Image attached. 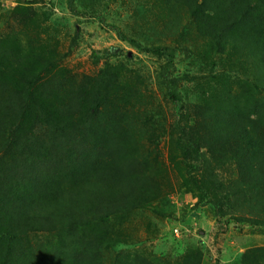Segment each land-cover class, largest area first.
<instances>
[{
    "label": "rangeland",
    "instance_id": "obj_1",
    "mask_svg": "<svg viewBox=\"0 0 264 264\" xmlns=\"http://www.w3.org/2000/svg\"><path fill=\"white\" fill-rule=\"evenodd\" d=\"M111 26L137 37L141 49L120 41ZM226 39L218 47L203 36L180 1L0 0V57H9L11 50L17 57L32 52L42 60L32 68L41 79L54 76L66 86L71 77L81 80L107 66L122 67L137 92L121 122L131 147L124 156L111 158L121 172L115 190L107 191L117 196L116 213L100 228L86 223L69 237L63 236L64 221L72 206L60 204L65 219L56 231H34L25 238L30 264H237L246 251L264 248V229L227 225L222 218V211L241 216L244 209L232 208L230 199L217 210L213 194L202 190L201 180L207 179L215 159L234 157V152L226 153L229 128L213 133L211 113L221 112L215 114L219 122L243 115L264 125V64L248 46ZM159 43L174 46L172 76L178 78L179 112L160 85L166 57L155 51ZM48 61L53 67L44 64ZM18 88L24 91L20 83ZM227 110L228 116L222 113ZM179 127L187 135L186 157L175 145ZM38 128L34 146L25 151L33 152L30 169L39 177L69 183V172L57 168L64 163L63 155L49 159L51 128ZM89 144L87 156L92 157ZM192 164L199 166L196 171ZM223 171L219 179L225 187L247 172L240 163ZM29 179L22 172L9 189L21 204L29 201ZM129 190L137 197L130 204L124 201ZM82 204L88 207L85 199ZM0 245L5 246L2 236Z\"/></svg>",
    "mask_w": 264,
    "mask_h": 264
},
{
    "label": "trees",
    "instance_id": "obj_2",
    "mask_svg": "<svg viewBox=\"0 0 264 264\" xmlns=\"http://www.w3.org/2000/svg\"><path fill=\"white\" fill-rule=\"evenodd\" d=\"M173 1H180L188 8V14L198 23L200 33L212 38L216 46L219 47L226 38L237 40L248 46L264 64V0ZM98 20L104 24L101 18ZM110 28L120 41L141 49L137 37L125 35L120 27ZM173 47L172 44L159 43L154 49L166 57L159 72L160 85L179 112L178 78L172 76ZM10 54L9 57H0V233L4 231L0 236L5 242L4 247L0 245V264H30L32 254L23 242L34 231L54 232L58 229L61 220L65 219L58 211L60 204L67 208L72 206L64 221L66 230L63 236L69 237H75L86 223H94L100 228L116 213L117 196L112 197L107 191L115 190L121 172L112 165L111 158L124 156L131 147L130 140L128 143L124 140L129 133L121 122L127 105L137 92L122 67L107 66L95 77L81 80L71 77L66 86L54 76L42 80L32 69L36 63L42 64V60L32 52L24 56L19 52L17 57L11 50ZM45 63L53 67L51 61ZM16 78L24 85V91L18 88ZM40 87L45 90L41 91ZM235 109L230 110L235 112ZM216 113L221 112L215 110L210 116L213 133L217 128H229L225 133L226 153L232 151L234 157L215 159V167L208 169L207 179L201 180L202 190L213 194L217 210L221 208L218 204H229L230 199L234 200L232 208L244 209L241 216L227 215L222 211L227 225L264 229V125L249 118L242 119L243 115L236 121L219 122ZM222 113L228 116L230 111ZM43 124L50 127L54 135L49 159L58 160L63 155L64 163L57 164V168L62 170V166L69 172L72 178L69 183L39 177L38 172L29 167L34 161L33 152L26 154L25 151L34 146L38 126ZM178 129L175 145L186 157L188 146L184 140L187 135L185 129ZM215 141L213 138L212 143ZM89 143L94 147L92 157L87 156ZM82 157L86 158L81 160ZM233 163L234 167L240 163L247 172L238 180L242 182L225 187L219 173ZM190 166L194 171L199 167ZM22 172L31 182L29 201L25 204L9 193L13 181L21 179ZM193 182L198 184L194 178ZM129 192L124 201L130 204L137 197L132 194L133 190ZM83 199L88 203L86 208ZM92 239L96 241L97 237L92 236ZM240 257L237 264H264V248L250 249Z\"/></svg>",
    "mask_w": 264,
    "mask_h": 264
}]
</instances>
